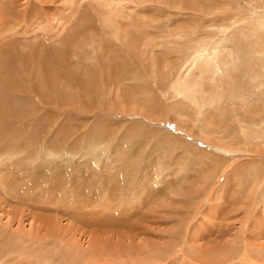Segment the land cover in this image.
Segmentation results:
<instances>
[{"label": "rangeland", "instance_id": "1", "mask_svg": "<svg viewBox=\"0 0 264 264\" xmlns=\"http://www.w3.org/2000/svg\"><path fill=\"white\" fill-rule=\"evenodd\" d=\"M29 1L33 6L31 12L34 6L44 2L48 13L44 24L38 20L34 23L36 32L26 37L29 41L33 37L32 44L39 47L60 50L59 55L49 54L52 64L57 62L62 71L70 70L76 80L71 84L68 77L63 78L72 85L61 88L65 101L53 96L48 106H41L37 99L35 103L25 98L18 109L22 116L15 111L12 118L15 122L9 124L14 129L9 128L6 138H34L32 165L36 169L37 186L31 198L35 202L30 201L31 204L0 196V264L8 260H13L12 264H264V235H257L264 233V143L263 139L237 136L240 126L231 119L235 110L242 111L241 116L248 112L250 117L264 118V85H259L264 82V76L248 70L252 68L246 63L249 45L240 29L223 33L219 28L224 21H219L202 33L188 35L187 31L194 30L197 21H201L193 11L184 10V16L174 18L179 21L169 25L172 20H167L165 11L161 13L153 0H129L122 4L124 8H118L120 21L139 39L144 35L139 32L142 22L145 29L152 20H160L155 23L158 30L154 31V37L144 36L146 51L152 45H159L154 54H147L141 49V40L133 37L130 43L123 40L116 44L118 41L111 34L103 33L99 18V12L104 10L99 6L103 4H92V0L82 4L76 0L81 13L71 17L75 0L71 3L69 0ZM171 1L175 4L164 7L177 11L174 10L177 0ZM229 3L231 7H226L239 17L248 14L254 19H264V0ZM221 4L224 6V0ZM89 11L93 12L91 16ZM217 14L224 17L221 16L224 7ZM213 17L209 13L204 20ZM78 18L95 31L83 34L84 27ZM147 28L150 31V26ZM92 33L99 36L94 40L96 45L101 40L103 47L111 49L107 54L106 50L97 54L129 66L127 82L120 85L115 82V87L101 84L104 78L105 81L109 78L107 69H100L96 61H91L96 57L95 47L89 46L93 40L88 41L90 36L95 39ZM202 40L211 43V56L216 48L215 60L223 73L212 83L210 78H197L194 72L191 82L204 84L206 96L222 91L224 99L242 96L248 111L246 107H224V101L220 108L214 105L213 109L200 110L170 89L171 76L178 75L177 68ZM230 55L235 58L233 63L228 60ZM99 69L97 78L98 75L100 78L95 82L100 83L91 88L84 80L85 75L88 78L89 73ZM182 69L185 70L184 65ZM86 71L90 72L86 74ZM236 72L237 75L240 72L239 77L234 75ZM156 75L161 76L157 77L161 79L160 86L157 81L149 83ZM53 76L49 79L53 80ZM231 78L238 80L235 83ZM35 83L39 85L38 80ZM53 83L51 87H55ZM13 98L11 95L8 99L13 102ZM3 99L0 96V106ZM179 109L183 110L182 116L176 114ZM240 115L236 119L246 120L245 125H250L249 118ZM224 118L229 121L224 122ZM4 160L1 170L6 169ZM14 250L17 252L11 257H5L4 253Z\"/></svg>", "mask_w": 264, "mask_h": 264}, {"label": "bare ground", "instance_id": "2", "mask_svg": "<svg viewBox=\"0 0 264 264\" xmlns=\"http://www.w3.org/2000/svg\"><path fill=\"white\" fill-rule=\"evenodd\" d=\"M24 1L25 0H0V96L2 98L4 97V99H6V100L3 99V101H1V106H0V167L2 166V163H3V160L5 157L6 158L4 161L5 162L7 161L6 169L5 170L0 169V196L4 200H6L7 198H10L11 201H13V202L18 201L20 203H23V202L30 203V201H31V203H32V202H35V201L31 200V198L33 197L32 193L34 191V186L35 187L37 186L36 182H35L36 181V176H35L36 169L33 168L34 166L32 165L33 164L32 161L34 159V156H32V152L34 153L33 147L35 146L34 145L35 141H34V138H19V137L18 138H6L7 137V131H9V128H11V126L9 124L15 122V120H13L14 119L13 115H15L16 113H18L19 115L22 116L23 113L21 114V112H18V109H19V106H20V109L22 108L21 104L25 98H27L28 100L31 99L32 102L37 99L39 105H41V106L42 105L48 106V102L51 103V101H53V100H51V98L53 99V96L60 98L58 100H64L65 101V97L63 94L64 92L62 90L63 89L62 87L68 86V88H69V86H72L71 84L73 83V81L76 80V76L68 69H66V71H62L61 65L58 64L56 61H55L56 64L54 62H53L54 65L52 64V60H51L52 55H49V54L58 53V55H59L60 50H57V49L53 50V49L48 48V47L43 48V47H41V45L39 47V46H37V44L34 40L33 41L35 42L36 45L32 44L33 42H31V39H33V37L30 39V41H29V38L26 37L28 35L31 36L30 33H32L33 31L36 32L35 31L36 26L34 23H36L38 20H40V23L41 22L43 23L44 18L46 16V14L48 13V11L45 10L46 7H43V5H45V3L40 2V4H38V5L35 4L36 6H38L37 9H36V6H34L35 8H33L32 9L33 11L31 12V7H33L31 2L29 0H27L26 2H24ZM70 1L74 2V0H69V2ZM86 1H89V0H77L78 3L79 2L82 3V2H86ZM128 1L129 0H108V2H106V1L104 2L103 0H92V4L93 3H95L97 5L103 4V5L99 6V8L101 6H103V8H104V10L99 12V14L102 15V17H101V15L99 16V18L103 22V27H101L102 31L104 34H106V33L111 34L112 38H114L116 41H118L116 44H118L119 41H123V40L126 42L130 40L129 41V43H130L133 40V37H134V39H136V41L141 40L140 46H141V49L144 50V53L148 54L150 52L151 54H154L153 52L155 51L156 46H159V45L158 44L152 45V49L151 50L148 49L149 50V52H148V51H146V47H145V44L143 43L144 42L143 39H144V36H145V39L150 38V37H154L153 35H155L156 30H158V25L156 26L155 23H159L160 20L157 18V20L156 19L152 20L150 24L148 23L149 25H147V26H150L151 32L148 31L149 28H147V26L144 29L145 25L143 26L142 24L144 22H142V24H140L141 30L139 32H142L144 35L141 39H139L138 36H135V34H133L131 31H127V28H125V25H123V23L121 22L122 20L120 21V18H122L121 17V10L119 11L118 8H124V7H122V4L128 3ZM148 1L150 2V0H148ZM75 2H76V0H75ZM75 2H74L75 8H77V9L71 8V9H74V11L71 10V11H73L72 13H74V14L71 13V17H74V16L76 17L77 15H79V13H81V12H79V11H81V8H79L81 5L80 4L78 5V3L77 2L75 3ZM152 2L157 3L156 8L158 7V9H160L159 10L160 12L165 11L166 17L168 16V19L167 18L166 19L169 20V22L172 20V23L168 22L169 25L177 23L179 20H175L174 18L178 19L177 17L184 16V10L185 11L186 10L193 11V14L195 16H198L201 21H199V22L197 21L198 26L196 28H194V30L189 29V31H187L186 34H188V35H193V34L196 35L197 32L202 33V30L207 29L209 26L213 25V23H218L219 21H224L223 26L219 25V26H221L219 29L220 30L223 29V31H222L223 33L227 32L229 29H233V28L240 29L239 33L244 34V36H243L244 41L249 43V44L247 43V45H249V50H247L248 51L247 55L249 56V58H248V62L246 60V63L249 67H252V68L248 69V70L253 72V73H257V74L262 73V76H264V19H262L261 17H259L258 19H254V18H252V16H250L248 14L247 15L245 14L244 16L239 17V14H237V12L231 13V11L226 7V6L231 7V4L229 3V2H231V0H224V6H222L221 0H177L175 2L178 5H176L174 7V10H177L178 12L177 11L172 12V10L169 11V9L167 7H164L166 5H172V4L174 5L175 3L172 2L171 0H153ZM185 3L187 5V9H184ZM76 4H77V6H76ZM92 4H91V6H92ZM93 7H95V6H93ZM223 7H224V15H221V16H224V17L220 18L217 13H220L222 11ZM96 8L97 7H95V9ZM105 8H107V9L111 8V10L106 11ZM75 10H76V14H75ZM231 10H232V8H231ZM96 12H97V10H96ZM160 12H158V13H160ZM90 13H91L90 14V16H91L93 12H90ZM209 13L214 15V17L210 20H204L205 17ZM128 18L130 19V17H128ZM78 19L80 20L82 26L84 27L81 30V32H83V34L85 33V35H86V34H88L89 31H91V32L95 31V29L90 24L86 25L83 20H81L80 18H78ZM192 19H193V16H192ZM39 26L40 25H38L37 27H39ZM41 26H42V24H41ZM62 26H63V24H62ZM32 27L34 28V30H32ZM135 27H136V25H135ZM160 27H161V25H160ZM130 28L131 27H129L128 29H130ZM143 29H144V32H143ZM152 30H153V32H152ZM154 31H155V33H154ZM34 32H33V34H34ZM44 32H46V30ZM139 32H138V34H139ZM206 32L207 31L205 30L204 33H206ZM19 35H24L26 37V39L14 38V36L16 37ZM91 35H94L95 39L91 38V36H90L88 41L91 42V40H93L92 41L93 43L91 42V44H89V46L95 47L94 48V50H95L94 55H96V57L94 56V58L91 61H93V62L96 61L95 63H97L99 65L100 69H103V70L107 69L106 74H107V77L109 78V80L107 79V81H105V78H104V81H102L103 83H101V84H104V83L108 84L109 83V84H111V86L113 85L115 87L116 84H113L115 82H117L119 85H120V83L122 84L125 81L127 82V80H128L127 77H129V75L126 73V71H127L126 67H129V66H126V63L123 61L118 60V62H112L113 58L108 59V58L104 57V55L107 54L109 52V50H111V49L108 48L106 45L105 46L107 48L103 47V45H101L99 43V42H102L101 40H99L98 44L96 45V41H97V38L99 36H97V34H95V33H92ZM157 37L158 36H156V39H157ZM9 39H13L12 40L13 42ZM190 39H192V38H190ZM94 40H96V41H94ZM14 41H15V43H14ZM26 41H28V43H26ZM45 41H48V40H45ZM196 41L194 42V40H193L194 43H198ZM191 42H192V40H191ZM43 43H45V42L43 41ZM147 43H148V41H147ZM199 43L200 44H197V47L194 49L193 53L188 55V57L184 60V63H182V65H180L179 68H177L178 69V73H177L178 75L171 76V77H173L174 81L172 80V85H171L170 89H173L174 95L175 96H182L183 99L186 100V102L193 104L196 108H199L200 110H202V108L204 109L205 107L206 108L208 107L209 109H213L214 105H216L217 108H220L222 101H224L223 102L224 104H222L224 107H226V106L228 107L229 105H232L234 107L239 106L240 109H244V107H246V109L248 111L249 110L247 107L248 104H246V103L244 104L245 99L243 100L242 96L240 97V99L237 96H236L237 98L227 97L226 99H224V97H223L224 91H222V90H221L222 93L219 92L218 95L213 93L212 95L210 94V95L206 96L205 94H206L207 89L205 88L204 84H202L200 82L195 83L194 81L193 82L195 84H193L191 82V80H193V79L190 77L193 76L192 73H194V72L197 73V76H198L197 78H199V77L201 79L202 78H208V79L210 78L209 80L212 81V83L213 82L215 83L216 77L220 73H223L222 68L219 66L218 63H216V60H215L216 59L215 58L216 48L213 49L214 53L211 56L209 53V50L211 49L210 48L211 43L209 41H206V40L205 41L202 40ZM146 46H147V44H146ZM126 47H129V46H126ZM99 50H106V52L104 55L101 56L99 53L97 54V52ZM116 51H117V49H116ZM239 54L243 55V51L239 50ZM54 55H56V54H54ZM112 55H113V50H112ZM233 55H235V54L233 53ZM86 57L87 56L84 55V56H82V59L85 60ZM112 57H114L115 60L117 58L115 56H112ZM230 57H231V59H228V60H232V63H233L235 61V58H234V56H231V55H230ZM253 59L256 60L255 63H253V61H254ZM138 62H139L138 63V65H139L140 61H138ZM74 65H75V63H74ZM112 65L115 67L112 68ZM183 65L185 66V70L182 69V71H180L181 68H183ZM50 66H51V68H50ZM225 66L226 65H224V67ZM233 66L235 67L234 64H233ZM233 66L231 67V65H230L231 69L232 68L234 69ZM172 68H175V67H172ZM243 68H245V66ZM243 68H241L242 71H244ZM100 69H99V71L95 70V72L96 71L97 72L94 74L92 72L90 74L89 73L90 71H89L88 73L90 76H88V78L84 74L85 75L84 80H87L88 85H90L91 88L94 86L97 87V83H100V82H97V83L95 82L96 80L98 81V78H100V75H98V78H97V73L101 72ZM161 69H162V67H161ZM75 70L78 71V69H75ZM237 70H240V69H237ZM246 70L247 69H245V71ZM115 71H116V75H114ZM74 72L76 73V71H74ZM186 72H188V73L186 74ZM88 73L86 71V74H88ZM239 73L237 75V72H236V74H234V75L239 77ZM247 73L250 75L249 72H246V74ZM52 74H54L53 80H51L52 78L49 79V77H52ZM168 74H170V72L167 73V75ZM101 75H105V74H101ZM112 75H114L115 78H113ZM143 76H145V75H143ZM143 76H141L142 80H144ZM230 76H231V74H230ZM230 76H227V77L230 78ZM250 76L253 77L252 73ZM255 76L258 77V75H255ZM66 77H68L67 81L71 84L68 85L67 84L68 82L66 80L63 81V78L65 79ZM157 77H161V76L156 75V76L152 77V79L149 80V83H153V81H157L158 86L162 85L161 79L157 78ZM156 78L158 80H156ZM224 78H225V76H224ZM245 78H247V77L245 76ZM58 79H60L59 81L63 85L58 84ZM233 79L231 78V81ZM259 79H260V77H259ZM36 80H38L39 88L37 86V83H35ZM209 80H207V81L209 82ZM236 80H238V79L236 78ZM236 80H234L235 83L237 82ZM261 80H262V78H261ZM54 81H56V83ZM162 81H163V79H162ZM195 81H197V80H195ZM229 81H230V79L228 80V82ZM234 81H232V82H234ZM52 83L55 84V87L50 86V84H52ZM80 84L82 85V83H80ZM219 84H222V83L220 82ZM231 84L234 85L233 83H231ZM259 85L261 87L262 85H264V82L259 83ZM85 86H86V84H85ZM111 86L110 87L108 86V88H111ZM121 87L118 86L119 89ZM218 87H220V85ZM213 88L215 90L216 87H213ZM233 88L235 89V87H233ZM103 90H106V89L104 88ZM211 90H213V89H211ZM93 93H94V91H93ZM103 93H104V91H103ZM98 94H95V95H98ZM11 95L14 97L12 99V101L14 100L13 102H11L10 99H8L9 97H11ZM166 95H168V93H166ZM244 95H245V93H244ZM120 97H122V96H120ZM20 98H22V99H20ZM227 100H229L230 103H228ZM26 102H27V100H26ZM32 102L30 101V103H31L30 106L33 105ZM15 111H16V113H15ZM170 111H172V110H170ZM240 112H242V111L235 110L233 112L234 115L231 118L235 122H237L240 126L239 127L240 130H239V133L237 134V136L242 134V137H244V138H259L260 140L263 139L262 143H264V125H262V123H264V118L261 117V118L257 119L256 117L255 118L250 117L249 113L246 112L245 114L247 116L246 115H243V116L248 117L249 123H250V125L246 126L247 124L245 125V123H247V122H245L246 121L245 119H244L245 121H241V122H240V120L236 119L237 117H239ZM176 114H178L179 116H182L184 113H183L182 109H179L176 111ZM241 115H240V117H243ZM18 118L19 117L17 116L16 119H18ZM20 118L22 119V117H20ZM226 118H228V117H226ZM226 118H224V122L229 121ZM25 122H27V121H25ZM258 125H259V127H258ZM24 126H27V125H24ZM254 127H256L257 129ZM12 128H11V130H12ZM201 131H202V129H201ZM202 132H204V131H202ZM11 133L13 134V132H11ZM189 133H190V131L188 132V134ZM17 135H19V134H17ZM173 136H175V135H173ZM186 136H187V132H186ZM73 154H75V153H73ZM209 156H211V155H209ZM121 160H122V158H121ZM209 165H211V164H209ZM212 166H214V165H212ZM212 180H213V178H212ZM208 181H209V179H208ZM256 192H257V190H256ZM213 193H215V192H213ZM194 194L196 195V193H194ZM210 194H212V193H210ZM189 196H191V195H189ZM249 199H250V197H249ZM8 202H10V201H8ZM197 212H198V210L196 211V213ZM188 216H189V214H188ZM261 233L262 234H257L258 237H259V235H264L263 232H261ZM210 237H211V235H210ZM15 252H17V250H14L11 253H9V252L4 253V255H5V257H11ZM31 256H32V254H31ZM12 261L13 260H8L5 262H6V264H12Z\"/></svg>", "mask_w": 264, "mask_h": 264}]
</instances>
